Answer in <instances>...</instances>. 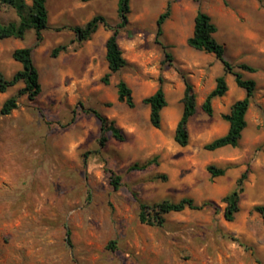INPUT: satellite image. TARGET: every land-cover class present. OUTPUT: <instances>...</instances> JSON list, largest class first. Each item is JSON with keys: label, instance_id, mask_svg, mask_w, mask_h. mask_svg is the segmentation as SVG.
Wrapping results in <instances>:
<instances>
[{"label": "rangeland", "instance_id": "rangeland-1", "mask_svg": "<svg viewBox=\"0 0 264 264\" xmlns=\"http://www.w3.org/2000/svg\"><path fill=\"white\" fill-rule=\"evenodd\" d=\"M168 3L171 15L159 45L156 21ZM83 4L47 0L49 29L40 41L34 31L23 40H0V72L12 78L21 69L12 52L32 48L42 88L35 101L21 97L16 110L0 116V264H264V221L254 210L264 206V0H130L128 24L118 38L128 66L108 86L101 83L108 72L104 55L97 53L87 68L85 42L77 44L68 27L102 16L116 28L117 0ZM198 10L212 18L226 59L256 69L242 72L256 82V91L236 148H204L225 133L228 124L221 116L245 92L227 75L228 92L213 101V116L202 111L215 86L212 77L222 75V66L212 54L186 43ZM10 22H18L15 10L0 5V23ZM60 45L70 51L53 58L52 50ZM164 52L171 62H164ZM181 73L196 94L186 147L175 143L172 128L183 109ZM160 78L167 107L161 128L154 129L142 100L156 91ZM120 80L132 90V109L117 99ZM22 87L0 94V109ZM79 103L114 121L125 140L105 133L101 146L99 121ZM148 161L145 169L130 170ZM209 165L225 168V175L211 178ZM247 167L240 210L227 222L221 199ZM113 175L121 178L118 189L111 185ZM184 198L213 203L217 210L207 206L172 213L162 227L140 223L139 202Z\"/></svg>", "mask_w": 264, "mask_h": 264}, {"label": "trees", "instance_id": "trees-1", "mask_svg": "<svg viewBox=\"0 0 264 264\" xmlns=\"http://www.w3.org/2000/svg\"><path fill=\"white\" fill-rule=\"evenodd\" d=\"M82 2H90L93 0H81ZM47 0H32L31 5H28L25 0H0V5L10 7L15 10L18 22H10L8 24L0 23V40L18 39L23 40L26 34L34 31L37 41L41 40L42 33L49 29V17L46 6ZM130 0H118V15L120 23L116 28L111 27L106 19L102 16H95L83 26L68 27L74 33L77 44H82L91 39L93 34L102 25L111 34L105 44V61L107 63L108 72L101 78V83L108 86L111 77L121 72L128 66L127 60L123 56V52L118 44L119 29H124L128 24V16L130 14ZM171 15V3H168L165 11L158 17L156 21V42L161 45L158 38L163 34V25ZM217 27L213 23L212 18L205 12L198 10L193 20V32L187 39V45L199 52L212 54L221 63L223 73L215 80V87L211 90L204 99L201 109L209 117L213 116V101L216 98H221L228 92L226 76L231 75L234 78L238 88L245 92V96L234 102L229 111L221 117L228 124V131L224 136L214 139L209 144L205 145V150L214 152L225 147H238L242 138L243 131L247 127L246 114L252 103L256 91V82L252 79H245L242 72L255 73L256 69L247 65H234L226 59L225 47L217 41L215 34ZM166 50L165 46H162ZM70 51L68 45H60L54 48L51 52L53 58H57L61 53ZM32 48H18L12 52V59L21 65V69L17 71L12 78H7L0 72V94L6 93L10 88L19 84L23 87L17 93L5 100L1 109L0 116H8L18 108V100L21 97H26L28 101H35L41 94L42 88L40 84V76L38 69L34 65L32 58ZM165 63L171 62L172 57L169 53L164 52ZM182 82L184 84L183 97L181 99L182 114L176 125L174 132V141L180 147H186L189 141L188 123L196 113V94L194 87L188 78L181 73ZM164 80L159 79V85L156 91L144 98L142 104L149 108V122L154 129L161 128L162 111L167 107L165 92L163 89ZM117 99L119 102L126 104L129 108L135 107V102L132 96V90L122 80L116 84ZM85 114L93 115L100 123L101 138L100 144L104 146L107 142L105 133H110L112 137L123 142L125 137L114 121L108 120L99 112L93 109H85L82 103H79ZM74 120V119H73ZM151 164L150 161L143 165L135 164L130 167V170H143ZM211 178H219L225 175V168H218L214 165H209L206 168ZM250 168L240 175L236 181L235 188L226 194L221 203L224 204L223 217L227 222H233L240 210L241 195L245 190V182L248 179ZM121 178L113 175L111 185L118 189ZM207 206L217 207L213 203H203L198 205L191 198H184L179 202L164 200L160 203L148 205L139 202V221L141 224L162 227L165 223V217L172 213H181L185 210H203ZM254 210L260 214L264 221V206H257ZM113 243H111L112 246Z\"/></svg>", "mask_w": 264, "mask_h": 264}, {"label": "crops", "instance_id": "crops-1", "mask_svg": "<svg viewBox=\"0 0 264 264\" xmlns=\"http://www.w3.org/2000/svg\"><path fill=\"white\" fill-rule=\"evenodd\" d=\"M81 1V0H80ZM101 1H106V0H101ZM91 2V1H90ZM81 3L83 4V2L81 1ZM103 3V2H102ZM105 3V2H104ZM117 4H118V0H117ZM85 5V4H83ZM118 6V5H117ZM50 16V13L48 11V17ZM98 32H101L102 36L101 37H98L100 33ZM110 32L108 30H106L104 27H99L97 29V31L93 34V36L91 37V39L87 42H85V53H84V59L87 60L86 62V65H87V68H91L93 66V60L96 56L97 53H102L105 57V54H106V50H105V53H103V45L105 46L106 44V41L107 39L109 38L110 36ZM121 35V34H120ZM210 56V55H209ZM214 56V55H213ZM212 58V57H210ZM215 58V56H214ZM216 59V58H215ZM217 60V59H216ZM218 61V60H217ZM219 62V61H218ZM220 63V62H219ZM221 64V63H220ZM215 66H216V69L219 70L220 67L219 65L216 64L215 62ZM222 66V65H221ZM108 70V68H107ZM222 73H223V67H222ZM218 76H213L212 77V80L214 79V81L216 80ZM228 85V83H227ZM215 86H213V89H214ZM212 89V90H213ZM177 125V124H176ZM176 125L173 128L174 132H175V128H176ZM225 126V133L222 135L224 136L227 131H228V126L227 125H224ZM221 137V136H220ZM219 138V137H218Z\"/></svg>", "mask_w": 264, "mask_h": 264}]
</instances>
